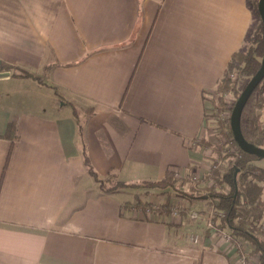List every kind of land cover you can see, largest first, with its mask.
I'll list each match as a JSON object with an SVG mask.
<instances>
[{"label": "crops", "instance_id": "crops-1", "mask_svg": "<svg viewBox=\"0 0 264 264\" xmlns=\"http://www.w3.org/2000/svg\"><path fill=\"white\" fill-rule=\"evenodd\" d=\"M254 18L246 0H0V67L43 82L0 78V264H235L202 218L166 211L205 201L102 191L70 103L100 177L200 178L215 159L207 96Z\"/></svg>", "mask_w": 264, "mask_h": 264}, {"label": "trees", "instance_id": "trees-1", "mask_svg": "<svg viewBox=\"0 0 264 264\" xmlns=\"http://www.w3.org/2000/svg\"><path fill=\"white\" fill-rule=\"evenodd\" d=\"M246 1L251 6L254 17L258 18V0ZM263 50V29L259 17L254 28L244 39L243 45L231 53L222 76L207 96L212 105L210 116L215 118L214 129L217 136L212 141H204V144L212 149L215 159L209 171L200 178L193 173L175 177L173 170H167L159 179L136 183H124L113 177V174L105 178L100 177L86 154L78 107L71 102L82 159L87 172L99 188L104 192H114L122 188L139 187L157 191L168 199H185L190 205L196 201H205L209 209L207 212H199L206 215L212 208L223 211L224 215L216 218L217 227L227 231L235 240L250 244L251 252L257 256V264H264V167L256 162L260 157L243 151L235 143L230 127L232 107L244 86L238 87L239 78L245 77L247 80L257 71ZM0 70H9L14 76H31L42 82L31 73L10 65L1 66ZM228 96L231 99H228ZM239 127L248 142L264 147V76L242 108ZM15 128L16 121L13 118L8 122L7 135L13 134ZM192 175H195L196 179H191ZM165 205L166 211L169 210V204ZM205 232L209 234L210 230Z\"/></svg>", "mask_w": 264, "mask_h": 264}, {"label": "water", "instance_id": "water-1", "mask_svg": "<svg viewBox=\"0 0 264 264\" xmlns=\"http://www.w3.org/2000/svg\"><path fill=\"white\" fill-rule=\"evenodd\" d=\"M258 13L262 22V29H263V49H264V0H258ZM10 75L9 70H0V78H5ZM264 76V50L263 56L261 58L260 66L257 71L248 79L245 83L243 88L241 89L240 93L238 94L235 103L232 107L230 113V127L233 134V139L235 143L245 152L255 154L260 158H264V147H259L256 145L251 144L248 142L242 135L239 127V118L242 111V108L254 90L256 85L260 82V80ZM235 177V172H234Z\"/></svg>", "mask_w": 264, "mask_h": 264}, {"label": "built area", "instance_id": "built-area-1", "mask_svg": "<svg viewBox=\"0 0 264 264\" xmlns=\"http://www.w3.org/2000/svg\"><path fill=\"white\" fill-rule=\"evenodd\" d=\"M230 143H232V141ZM172 170L175 177L183 175L181 170L175 168H173ZM191 179H196V176L192 175ZM169 211L172 215H178L180 212H183L186 213L188 217L196 220L203 218L205 229L210 230L211 233L220 235L225 241H228L233 244L237 251L235 264H257V256L256 254L251 252L250 244L244 241L235 240L227 231H225L224 229H219L217 227L216 218L223 216V211L212 208L208 211V214L202 215L199 210L195 208H189L186 205L171 207ZM190 240L197 242L198 235L191 233Z\"/></svg>", "mask_w": 264, "mask_h": 264}, {"label": "rangeland", "instance_id": "rangeland-1", "mask_svg": "<svg viewBox=\"0 0 264 264\" xmlns=\"http://www.w3.org/2000/svg\"><path fill=\"white\" fill-rule=\"evenodd\" d=\"M259 17H260V16H259ZM259 17H258V18H254V24H255V25H256V23L258 22ZM248 79H249V78H248ZM248 79L246 80L245 77H240V78H239V81H238V87L241 88L243 85H245V83L248 81ZM209 95H210V94H209ZM209 95H208V96H209ZM228 99H231V97L228 96ZM210 117H211V116H210ZM215 124H216V123H215V118H214V117H213V118L211 117V118H210V121L207 122V126H208L209 129H211L212 134L214 135V136H213L214 139H215V136H217V135H216V130L214 129ZM213 131H214L215 134L213 133ZM213 138H212V139H213ZM256 162H257L258 165L264 167V158H258V159L256 160ZM186 185H188V183H187ZM128 192H129V193H137V194L140 195V198L147 199V196L144 195L143 190H141V191H140V190H137V189H136V190H128ZM157 196H159V197L157 198ZM263 197H264V193H263ZM150 198H152L154 201H155V200H158V199L160 200V199H161V194L157 192L155 195L152 194V196H151ZM194 232H195V231H194ZM194 232H193V234H197V235H198L197 232H195V233H194Z\"/></svg>", "mask_w": 264, "mask_h": 264}]
</instances>
